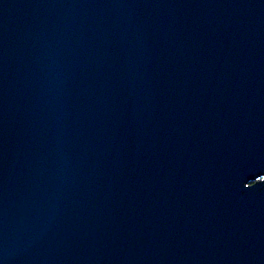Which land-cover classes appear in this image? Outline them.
<instances>
[{"label":"water","instance_id":"obj_1","mask_svg":"<svg viewBox=\"0 0 264 264\" xmlns=\"http://www.w3.org/2000/svg\"><path fill=\"white\" fill-rule=\"evenodd\" d=\"M0 264H264V0H0Z\"/></svg>","mask_w":264,"mask_h":264}]
</instances>
